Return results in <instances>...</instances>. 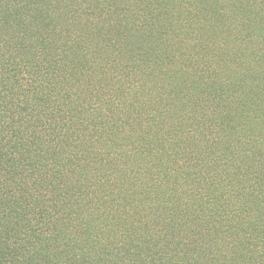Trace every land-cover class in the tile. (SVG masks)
Here are the masks:
<instances>
[{"label":"trees","instance_id":"obj_1","mask_svg":"<svg viewBox=\"0 0 264 264\" xmlns=\"http://www.w3.org/2000/svg\"><path fill=\"white\" fill-rule=\"evenodd\" d=\"M0 264H264V0H0Z\"/></svg>","mask_w":264,"mask_h":264}]
</instances>
